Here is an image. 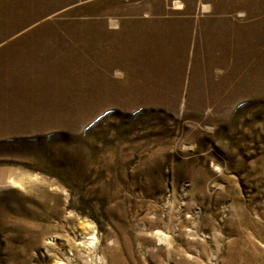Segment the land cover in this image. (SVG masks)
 I'll use <instances>...</instances> for the list:
<instances>
[{
  "label": "rangeland",
  "instance_id": "rangeland-1",
  "mask_svg": "<svg viewBox=\"0 0 264 264\" xmlns=\"http://www.w3.org/2000/svg\"><path fill=\"white\" fill-rule=\"evenodd\" d=\"M0 264H264V0H0Z\"/></svg>",
  "mask_w": 264,
  "mask_h": 264
}]
</instances>
